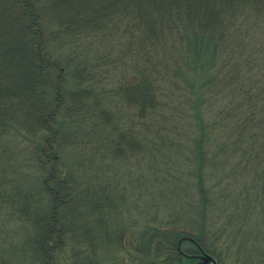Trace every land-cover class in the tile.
<instances>
[{"label":"trees","instance_id":"1","mask_svg":"<svg viewBox=\"0 0 264 264\" xmlns=\"http://www.w3.org/2000/svg\"><path fill=\"white\" fill-rule=\"evenodd\" d=\"M72 2L80 5L73 8ZM69 32H74L75 38L89 37L100 59L116 61L112 67L122 65L119 85L111 93L122 97L118 101L120 109L123 105V110L133 108L136 113L125 123H118L120 131L113 142L109 138L110 148L117 149L116 158L132 154L138 160L168 164L164 168L157 164L141 167L138 180L146 179L147 195V180L155 184V198L148 202L149 213L163 207L157 199L166 192V198L174 200L177 208L168 209V218L162 222L152 214L151 224L155 226L141 232L137 251L130 254L139 253L147 261L153 258L160 264H189L191 261L178 252L177 246L182 237H190L220 264L219 252L209 245L202 231L209 221L202 215V175L198 176L199 202L189 198L180 202L175 196L181 170L170 165L174 154L168 143L169 132L182 125V114L190 108V101H203L200 130L205 134L218 132V148L228 152L221 160L229 161L235 153L244 156L247 164L264 165V0H0V145L10 130L32 133L25 139L27 143L32 141L30 160L42 172L40 191L46 206L35 202L32 193H17V199L21 216L23 213L32 224L26 245L30 258L39 264H60L56 254H64L65 236L85 239L92 230L96 233L97 227L91 229L82 222L75 229L66 227L62 218L57 221L59 213L76 212V197L88 195L92 204L94 201L89 213L104 214L114 193L106 188L98 191L96 185L89 189L83 180L85 174L57 165L62 139L53 122L62 107L59 101H70V109L75 105L78 109L72 113L76 116H81V105L91 106L89 118L95 126H89L95 133H100L108 120L107 111L98 102L90 103L100 101L107 91L100 85L97 70L101 64L91 63L89 52H93L83 40L77 58L71 57L70 63L66 61L64 67L58 68L63 59L53 54L49 44L55 37L70 39ZM66 71L74 84L71 89L66 87L67 79L61 78ZM83 73L92 79L82 80ZM197 74L204 79L200 85L195 83ZM162 98L168 103H161ZM169 101L178 102L177 113L172 112ZM122 114L125 116L119 111L117 119H122ZM112 130L119 129L113 125ZM151 131L156 135L149 134ZM105 139L102 136L98 141ZM198 159L203 162L204 157ZM145 172L151 177H143ZM257 172L264 174V168ZM168 182L174 192H170ZM263 183L259 181V185ZM188 186L192 188L194 184ZM14 201L17 202L11 198L8 202ZM80 208L82 218L84 211ZM249 219L245 220L248 227ZM178 226L182 229L174 228ZM99 229L97 233L111 240L121 238L126 228L109 225ZM182 244L194 246L189 241ZM88 260L82 264H95ZM0 264L12 263L5 259Z\"/></svg>","mask_w":264,"mask_h":264},{"label":"rangeland","instance_id":"2","mask_svg":"<svg viewBox=\"0 0 264 264\" xmlns=\"http://www.w3.org/2000/svg\"><path fill=\"white\" fill-rule=\"evenodd\" d=\"M71 5L72 7L78 6L80 3L72 2ZM67 34L70 39H66V36L55 37L52 43L49 44L53 54L63 59L60 60L61 63L58 64V68L64 67L62 64L66 61L70 63L72 58H77L78 51L81 49L79 48L81 47L80 42L83 40L86 47L90 48L89 51L93 52H89L91 63H96L97 66L101 64L99 70H97L100 71L99 74L101 75L102 83L100 85L107 91V93H103L104 97L100 101L95 100L90 101V103L98 102L100 108L107 111L108 120H105L107 126L104 125L105 128H102L100 133H95V130L90 127L95 126L91 121L92 118H89L91 106L81 105L83 107L80 109L81 116H76L75 113H72L78 109L75 105L70 109L72 106L68 105L70 101H59L62 107L59 108L58 117L53 122L62 139L58 152V159L60 158V160L57 165L73 171L75 174H85L86 177L83 180H86V187L89 189L96 185L95 189H98V191L106 188L114 193H111L112 197L109 198L110 200L106 205L108 210L104 214L89 213V208L94 206V201L92 200V204L88 200V195H80L76 197L77 200L75 199L76 212L64 211L61 215L59 213L57 221L62 218L64 225L71 229H75L74 227L82 222V226L89 225L91 229L93 226L97 227L96 233L100 230V227H108L109 225L113 228L116 227V229L118 227L126 229L121 238L111 240L102 237L100 233H97L96 236L93 230L92 234L87 236L89 238L85 239H77L75 235L74 237L65 236V240L62 242L64 254L60 256L56 254L58 262L60 264H82V262L90 259L95 264H160L153 258H147V261L139 256V253H136L135 256L131 255L130 252L137 251L141 232L146 228H152V214H155L153 216L157 219V222H162L168 218V212L170 211L167 212V210L176 207L173 203L174 200L166 198V192L163 195L159 194L158 199L156 198L160 206L163 207L159 211L151 209L152 212L149 213L148 202L155 198V184L151 179H148L149 195L145 194L146 179L141 178L142 182H139V169H142L141 167L145 169L155 164L164 168L168 164L138 160L132 154H128L123 159L116 158L117 149L110 148L109 138L113 142L114 137L120 131L121 124L118 123H125V119L128 121L127 118L136 113L133 108L123 110V105V109H120L121 104L118 101H122V97L116 95L117 92L111 93V90L116 91L119 85L118 77L122 65L119 63L117 68L112 67L111 63L116 62L114 59L111 61L100 59L99 52L96 51V45L89 41V37L75 38L74 32ZM95 53L97 56H94ZM197 71L200 73L202 68H197ZM67 73V71L63 73L64 76L61 78H63V81L67 79L65 82L66 87L68 86L67 88L71 89L74 84ZM81 77L85 81L87 78L92 79L91 75H85L84 73L81 74ZM200 77L201 75L197 74L195 83L198 85H200L201 80H204L203 78L200 80ZM130 78L133 79V76L131 75ZM83 87L86 88V86ZM161 100V103H168L165 98ZM73 102L78 103L79 101ZM183 102L186 101H181V103ZM198 102L190 101V108L182 114L184 115L181 120L182 125L171 130L174 132H169V139L171 140L168 143L171 144V151L174 154V159L170 165L173 167L172 169L183 171L179 172L180 176L176 179L180 186L175 191V196L180 202L187 201L188 198L196 199L199 202L201 199L198 176L201 174L205 194L201 201L204 212L202 215L205 214L206 218H209L206 229L202 231L205 232L209 245L219 252V263L264 264V183L259 185V181L264 180V174L257 172L264 168V165L247 164L244 156L243 160L241 155L235 153L229 161L221 160L228 152L219 150L218 132L208 131L205 134L203 129L200 130L203 120L199 115V109H201L203 101ZM169 104L172 112L177 113L178 102L169 101ZM121 110L125 112V116L122 114V119H117ZM65 111L66 113L70 111V113L66 115L64 114ZM113 125L119 130L113 132ZM97 134L100 135L97 136ZM149 134L154 135L155 132L151 131ZM161 134L167 135L165 133ZM26 136H32V133L26 132L25 129L10 130L8 137L5 138L4 136V139H1L0 263L7 259L12 264H39V262L30 258L28 246H26L28 245L29 236L32 234V224L24 219L23 213L21 216L18 209L21 204L17 199V193L21 195H31L32 193L35 202L40 203L41 207L46 206L45 198L43 194L41 196L40 191L42 190L41 182H43L40 178L42 172L37 169L35 162L30 160L32 158L30 149L33 144L32 141L27 143ZM102 136H106V139L102 142L98 141ZM117 152L119 153V149ZM200 156L204 157L203 162L198 159ZM81 159L85 161H81ZM147 174L145 172L143 177L150 178L151 176ZM132 175L136 178L129 177ZM151 182L152 184H150ZM190 183H193L194 187L189 188ZM139 184H142L141 188H138V186H141ZM168 184L170 185V182ZM170 188V192H174V188L172 186ZM151 189L154 192H150ZM11 198H15L17 202H8ZM79 207H81L80 210L84 211L82 218L79 215L80 212H78ZM44 210L45 208L41 211L42 214L45 213ZM108 218L110 219L107 220ZM248 218H250L247 220L249 227L245 225V220ZM95 224H99V226ZM174 228L182 229L179 226ZM181 249L182 251H188L187 249L197 251L194 246L188 244H182ZM47 264H50L49 261Z\"/></svg>","mask_w":264,"mask_h":264},{"label":"water","instance_id":"3","mask_svg":"<svg viewBox=\"0 0 264 264\" xmlns=\"http://www.w3.org/2000/svg\"><path fill=\"white\" fill-rule=\"evenodd\" d=\"M185 240H191L192 239L188 237L182 238L178 243V249L180 250V245ZM199 261L196 264H217L216 260L209 254L202 251V254L198 257Z\"/></svg>","mask_w":264,"mask_h":264},{"label":"flooded vegetation","instance_id":"4","mask_svg":"<svg viewBox=\"0 0 264 264\" xmlns=\"http://www.w3.org/2000/svg\"><path fill=\"white\" fill-rule=\"evenodd\" d=\"M191 245H194V247L197 249V251H190L189 252V251H185L184 250V255L183 256L187 260L191 261L189 264H195V263H197L199 261L198 257L200 256L201 251H200L199 247L196 244L191 243Z\"/></svg>","mask_w":264,"mask_h":264}]
</instances>
